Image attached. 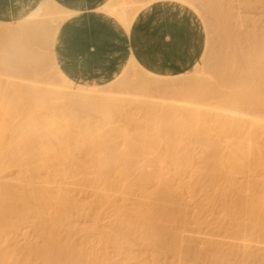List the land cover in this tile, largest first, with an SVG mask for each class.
<instances>
[{
  "label": "bare ground",
  "instance_id": "bare-ground-1",
  "mask_svg": "<svg viewBox=\"0 0 264 264\" xmlns=\"http://www.w3.org/2000/svg\"><path fill=\"white\" fill-rule=\"evenodd\" d=\"M156 1L196 11L190 0H141L135 7L131 0H104L96 9L127 30L136 13ZM249 1L253 2L239 0V4L245 2L246 12L256 9ZM206 2L201 7L209 6L204 12L213 14L214 25L211 17L210 21L217 33L216 51L213 61L214 50L210 51L205 38L194 67L202 58L214 78L210 84H181L174 79L178 75L170 74H153L149 79L145 76L149 73L142 70L144 75L123 87L125 92L137 88L141 98H126L100 90L99 85L75 83L58 66L51 50L54 74L61 82L58 92L65 100L61 103L65 106L55 107L49 100L54 88L46 94V89L25 87L0 76V264H107L110 256L100 252V245L111 241L116 255L130 259L131 240H139L153 253L148 264H169L159 256L170 253L179 257L181 232L190 231L193 223L182 210L178 187L199 185L207 191L206 206L199 211L216 209L219 231L226 238L222 242L214 234L196 229L188 236L189 243L195 244L184 245L188 257L209 264L231 259L238 260L237 264H264V257L253 251L255 244H264V151L259 146V139L264 138V36L258 38L252 29L241 38L244 47L233 29L238 24L241 28L242 20L233 22L231 0ZM73 13L55 0H43L21 19L0 22L1 64L11 65L22 76L28 74V66L37 64L40 53L30 47L22 54L18 43L41 45V35L47 32L53 47L60 23ZM132 65L136 67L134 62ZM151 91L171 98L154 101ZM130 102L139 106L146 127L141 131L131 128L132 132L116 125L105 129L106 116L127 113L125 105ZM77 111L86 113L82 122ZM92 113L104 115V122L92 119ZM112 132L121 142L110 139ZM190 143L200 149V166L188 174V182L179 181L176 186L173 180H180L178 175L185 174L194 159ZM167 162L173 165L170 177ZM13 170L14 177L4 179ZM50 179L64 187L52 194L45 185ZM68 185L77 187L71 190ZM80 187L92 190L87 204L76 202ZM102 205L112 208L113 221L98 244L86 247L82 230L72 225V215H89ZM28 218H32L29 224L40 243H29L25 237L26 244L11 246L7 243L10 232L18 221L28 222ZM200 239L203 247L198 246Z\"/></svg>",
  "mask_w": 264,
  "mask_h": 264
},
{
  "label": "rangeland",
  "instance_id": "rangeland-1",
  "mask_svg": "<svg viewBox=\"0 0 264 264\" xmlns=\"http://www.w3.org/2000/svg\"><path fill=\"white\" fill-rule=\"evenodd\" d=\"M127 1H129V0H127ZM140 1L141 0H133V1L131 0V2L134 3V4L132 3V5H134V7L137 6L140 3ZM190 1L192 2V4L194 3L193 4L194 7L196 6L195 7L196 11H194L190 8L189 9H185V8L180 9L179 7L173 6L172 4H169V3L163 4L162 6H159V7H155L156 4H154L152 11H150V17L146 22L147 28H145L141 32H139V34L137 36V41L138 42H140V41L144 42L146 44V46L148 47V51L150 53H152V55H156V53H157L162 57L159 60L160 62L165 61L164 63H168L170 72H174V71L179 69V66H180L179 61L180 60L178 59L177 55L172 52V50L167 49V46L170 45V47H172L175 45H181V46H183V48H186L191 40H195L199 37V35H198L199 30L193 25L197 21L196 15L199 17V19L201 21L203 33H204V39L206 38L207 42L209 41L208 43L211 46L210 51L213 49V46L215 45L214 41L217 38L216 37V35H217L216 31H213V30H215V27L213 26L214 25L213 14L210 12V10H209V12H204L205 9L206 10L209 9V6L201 7L204 5H208L206 0H201V1L200 0H190ZM251 1H253V2H250V1L249 2L252 3L253 5L255 4L254 8H256V9L253 8L254 10L252 9L253 11H251V12H248V11L246 12L244 10V7H243L245 2L239 4V0H231V5H230V11L232 14L233 22H237V21L239 22V20H242L241 28L238 24L237 26H235L233 28L237 32H235L234 30H233V32L237 33V34H235V35H237V37L240 36L239 40H240V42L241 41L244 42V43H241L244 45V47L246 46V42L241 38L243 37L245 39V34H249V31H250V33H252L251 32L252 29L254 30V32H253L254 34L256 31L258 36L259 35L264 36L263 35L264 34V5H263L264 1L259 0L260 3L257 0H255V1L251 0ZM57 3L59 5H61L63 8L66 7L65 5H63L59 2H57ZM210 17L213 21V25H211L212 21H210ZM154 20H156V21L159 20L162 24L156 26L153 23ZM15 21H17V20L3 21V22H15ZM192 22H193V24H192ZM137 31H139V29ZM239 31H241L242 33L241 32L239 33ZM260 32L262 34H259ZM45 33H42V35H41V37L44 40L41 45L34 44L31 46L32 43H30V44L27 42L18 43V44H20L18 46L19 52L22 54L27 53V49H30V47L35 48L38 51V53H40L39 57H38L39 61L37 62V64L35 63V64H33V66H28V69H29L28 74H25V75L23 74V76H22V73H17L16 71H14L11 65L1 64V61H0V65H1L0 66V76L3 75L2 77L4 79H5V77H7L8 80L9 79L14 80V82H15V80H17V83L22 82L24 84V86L25 85H28V86L34 85V87H36L37 89L38 88H40L41 90L46 89V94L50 91V89L52 90L54 88V90H55L54 93H52V91H50L53 96L50 95V93L48 94V95H50V98L52 96V98L49 99L50 103L54 106L57 105L55 107L65 106V105L61 104L63 101H65L64 96L60 95V93L58 92L59 91L58 88H59L61 82H59L58 77L55 76L54 68H53V64H52L53 58H52L51 50H53V52H54V47L50 46L49 35L47 34V32H45ZM143 34H147V38L145 36H143ZM261 36H259L258 38H260ZM25 43H26V45H25ZM243 45H240V46H243ZM21 46H22V48L25 47V49H21ZM23 50H25V51H23ZM215 51L216 50H214V52L211 51V52H213V54L211 56L213 61H214L213 56L215 55L214 54ZM49 57H50V59H49ZM211 57H209V58H211ZM40 58L42 59V61ZM201 59L198 61V64L195 66L196 68L193 67L191 70H189L188 72H185L181 75L177 74V73L172 74L173 76L178 75L177 77L174 78L175 81L176 82L179 81L178 83H180V81H181V84H182V81L184 84H186L188 82L191 83L192 81H194V84L197 86H204L205 84L212 83L214 81V78L208 72L207 68L204 66ZM0 60H1V58H0ZM148 60L150 61L151 58L147 57V59H146L143 56H140L139 53H134L125 62L124 66L120 72V76L117 78L116 82H112L111 84H106V83L99 84L100 90H105V89L110 90L113 92L114 95L118 94L117 96H122V97H126V98H135V97L141 98V96L138 95L139 91H137L138 90L137 88L130 87V88H128L129 90L127 89L128 94H125L127 92H125L123 90H126V88H123V87L125 86V83H127L129 81H133L135 78H137V76L144 75V73H142V70L149 73V75H145L147 78H149V79L153 78L151 76L153 75L154 72L150 70V65L146 62ZM210 60H209V63L212 62V60L211 61ZM132 61L136 64V67L134 65H132V63H133ZM47 62H49V63H47ZM172 75H170V76H172ZM121 82L124 84H122ZM49 84H51V86H54V87L49 88V87H51ZM52 84H54V85H52ZM120 85L122 86L121 87L122 89L120 88ZM47 90H49V91H47ZM131 93L132 94L135 93V94L131 95ZM150 94L155 99L154 101H157V102L159 101L158 99H160L161 97H162V99L166 98V96L163 98V95H165V94L161 95L162 94L161 92L151 91V93H149V95ZM166 95L168 97L171 96L168 94H166ZM157 97H158V99H157ZM168 97L166 99H168ZM169 98H171V97H169ZM209 101H213V100L210 99ZM64 103L65 102H63V104ZM128 105H130V107ZM128 105H125V106H127L126 108H129L128 110L126 109L127 113H125L126 111H124L123 113L122 112L121 113L120 112H115V113L111 112V113H113L112 115H111V113H109L106 116L104 128L107 129L109 127L116 125V128L118 127L117 129H119V127H121L120 129H124L126 127H127L126 129L139 127L137 129V131L143 130L146 127V123L144 122V118H143L144 116H142L141 110H139V108H138L139 106H136L137 104H135V105L132 104V102H130ZM125 106H124V108H125ZM76 114H77V119L79 121L82 122L83 119H85V116H86L85 112L77 111ZM98 115H99L98 113L90 114L92 119L95 118V121H97L99 119V122H101V120H102L101 116L103 118L105 116L102 114H100L99 116ZM107 120H108L109 124L106 125ZM79 121H77V124L81 123ZM102 122H104V121L102 120ZM132 131H133V129H131V132ZM112 135L113 136H111L110 139L113 140V138H115V133L112 132ZM117 137L118 136H116V138ZM116 138L114 139V141L118 142V140H120V138H117L118 140ZM263 139H264L263 137L261 139H259L260 140L259 146L264 151V140ZM120 142H121V140H120ZM192 146H194V144L190 143V146L188 147V149H192ZM190 151L192 152L191 154L193 155V156L191 155V157L194 158V159L191 158V160H190L189 166L191 168L189 167L186 170V173H185L186 175L184 173H182L181 175H178L180 180H178L175 177V179H177L178 181L173 180L174 185H176V183L178 184L179 181L188 182V179H189L188 174H190L192 171H194L196 168H198L200 166V162L198 159V156L200 154V152H199L200 149L198 148V146L195 145L193 147V149ZM167 163H166V167H167ZM170 164L168 165V168H167V170L170 169V171H168L169 174L167 173V175L173 176L172 174L174 173V171L171 170L173 168V165L170 166ZM43 176L45 177V175L42 173L40 175V177L42 179H44ZM13 177H14V170L11 171L10 174H7L4 177V179H10ZM239 178H241V177L239 176ZM57 181L50 179V180H48V183L45 184L46 187L49 186L48 189H50V192L52 194L53 193L55 194L54 191H56V189H60V187L61 188L64 187L62 185V183L59 184L60 182L58 181V183H57ZM56 184L57 185L59 184L58 185L59 187H57ZM52 186H54V187H52ZM68 187H69V189L74 190V189H76L77 186L74 187V185L73 186L68 185L67 188ZM80 189H81V191H80L81 193L80 192L76 193L77 194L76 198H75L76 202H78V204H80L79 203L80 201L81 202L83 201L85 203L88 200V202H89L92 198V197L89 198V193L91 196L92 190H91V192H89L90 188L88 189V187H85V188L80 187ZM178 190H180L181 195L183 197V200L181 201L182 210L193 221V223H191V225L189 226L191 232L190 231L181 232V238L179 241V246H180V248H182L181 250L183 253L181 252L179 257L177 255L173 256L174 254L172 255L170 253H168V254L164 253L165 255L161 253L162 255L159 256V259H161L162 261H165L167 263L169 262V264H209L207 262L203 263L201 261L194 262L193 260H191L188 257V255L185 253L186 252L185 250H186V248H187L186 246H188V244L189 245L195 244L194 241H191V243H189L190 240L188 239V236H192L193 235L192 231H195L196 229H199L204 234L210 232V233L214 234V236L218 240L225 242L226 234L223 232H220L218 225H217L218 224L217 223V216L219 215V212H217L216 209L210 210V211L207 210V211H203V212L199 211V208L201 206H206L207 191L204 189V187L202 185L195 186L191 189L186 188V187H178ZM78 193H79V195H78ZM81 204H83V203H81ZM86 204H87V202H86ZM81 213H79V215H76V214L72 215V216H74V217H72V225L82 230L83 237H85L84 238V240H85L84 245L86 247L91 246V243L92 244H98L99 243L98 239L100 238V236H102V234L104 232H107L109 230L111 223L113 221L112 208L109 205H102V206H98L97 209L93 210L92 212H89V215L87 213H86V215L83 214L84 212H81ZM80 214H81V216H80ZM31 219L28 218L27 219L28 222H26V220H25L24 223L18 221V223L15 226L16 228L10 232L11 235L8 236L9 238L7 237V240L9 239V241H7V243H10L11 246L13 244L19 245V243L24 245V244H26L25 237L28 238V240H30L29 243H31L32 240H33L32 243H36V242L40 243V241H39L40 239L36 238L38 236L33 235L34 231L32 233L33 226H31V224H32ZM74 220H75V222H73ZM29 221L31 222V224H29ZM183 235H184V237H183ZM28 240H27V243H28ZM186 241H188V243ZM199 241H200V243L198 246L203 247L202 242L204 240L200 239ZM12 242H14V243H12ZM21 244H20V246H21ZM254 244H252V245L254 246ZM260 244H257V245L255 244V247L253 248V246H252V248H253V251L256 253V255L257 256L259 255V257L262 258V257H264V244L263 243H262L263 245L262 244L260 245ZM184 245H186V246H184ZM100 246H101L100 252L103 254H106L107 256H110V260L108 261L107 264H123V263H126V264H148L152 261V258H153V253L147 248V246H145V244H143L142 242L140 243L139 240L138 241L135 240L133 242H132V240L130 241V244L128 246V251H127L131 255L130 259H124L123 255H116L114 245L111 241H107L104 244H101ZM181 246H183V247H181ZM180 257H182V258H180ZM236 259H238V258H236ZM234 261H235V259H231L228 263H222V264H234V263L237 264L238 263V260L236 261L237 263ZM239 262H240V256H239ZM211 264H221V263L213 262Z\"/></svg>",
  "mask_w": 264,
  "mask_h": 264
},
{
  "label": "crops",
  "instance_id": "crops-1",
  "mask_svg": "<svg viewBox=\"0 0 264 264\" xmlns=\"http://www.w3.org/2000/svg\"><path fill=\"white\" fill-rule=\"evenodd\" d=\"M41 1L43 0H0V22L21 19ZM103 1L55 0L56 3L65 5L66 9L74 11L73 15L60 23L53 47L58 66L75 83L108 84L120 75L125 62L134 53H139L146 59L151 58L146 62L155 75L176 73L181 75L191 70L201 57L204 33L197 15L196 23L192 24L199 30V37L191 40L186 48L181 45L167 46V49L172 50L180 60L179 69L174 72L169 71L168 63L159 61L162 58L159 54L152 55L144 42L137 41L139 32L147 28L146 22L154 4L155 7L169 3L180 9L189 8L169 1L153 2L135 15L126 30L111 17L96 9ZM153 23L156 26L162 24L159 20H154ZM143 36L147 38V34Z\"/></svg>",
  "mask_w": 264,
  "mask_h": 264
}]
</instances>
